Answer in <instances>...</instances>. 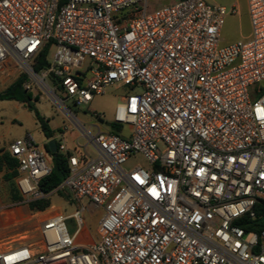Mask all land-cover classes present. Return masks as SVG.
I'll list each match as a JSON object with an SVG mask.
<instances>
[{
  "label": "built area",
  "instance_id": "obj_1",
  "mask_svg": "<svg viewBox=\"0 0 264 264\" xmlns=\"http://www.w3.org/2000/svg\"><path fill=\"white\" fill-rule=\"evenodd\" d=\"M148 2L0 0V74L25 76L86 141L69 150L56 137L67 175L51 193L79 207L41 219L38 244L0 242V264H264V0H247L249 35L223 47L235 6L178 0L147 13ZM113 85L132 92L113 113L127 133L91 134L64 103L88 105ZM8 152L17 205L48 199L46 151L26 136ZM131 158L144 164L128 169ZM82 200L103 211L85 245Z\"/></svg>",
  "mask_w": 264,
  "mask_h": 264
},
{
  "label": "rangeland",
  "instance_id": "obj_2",
  "mask_svg": "<svg viewBox=\"0 0 264 264\" xmlns=\"http://www.w3.org/2000/svg\"><path fill=\"white\" fill-rule=\"evenodd\" d=\"M158 3L155 0H150L147 3L146 12L150 13L160 7L157 6ZM169 5V4H166ZM164 5V6H166ZM139 8H143L142 5H138ZM245 21V18L243 19ZM244 22L243 24H245ZM241 23L237 16L227 17L225 19L223 28L220 33L219 47L226 46L240 39L241 34ZM54 49H49L46 54V59L48 62L51 61ZM86 63H89L87 60ZM5 75L0 74V81L5 79ZM10 78L9 83L14 79ZM8 82V79H7ZM7 83V85L9 84ZM0 83V89L2 87ZM48 85L53 88V82L48 81ZM255 86L254 88H257ZM264 87V83L260 85ZM56 95L63 98V93L57 89L55 91ZM132 92L128 87L121 85H113L108 87L102 95L94 96L92 101L88 105L75 106L70 101L64 103V105L69 109L72 115L84 126L85 129L89 130L91 134H95L98 128L101 132H109L111 129H118L117 133L120 136H125L127 133L126 126H116L113 124V113L118 104L119 100L123 96H127ZM37 101L34 102V106L38 113L48 121L49 127L56 129L59 128L64 131V142L66 146L73 149L75 142L77 141L79 146H84L86 144L85 139L80 135L79 131L74 128L73 124L63 115L61 111L50 101V99L42 92H36ZM21 117L17 120H21L23 123L29 121L31 125L34 123L33 114L28 112L26 109H21ZM96 116L102 120V124L96 123ZM14 129H18L19 122L13 123ZM65 129V130H64ZM71 133L72 140L74 144L72 145L71 138L68 137V133ZM32 139L37 145H40L44 140L41 133H37L32 136ZM86 153L89 157H95V153L90 146H86ZM135 164L143 165L141 159H130L126 165L129 169ZM2 171H0V184L4 187H8L7 182H4L2 177ZM49 208L48 211L58 210L64 216H70L75 211V202L72 201L70 195L66 190H62L59 193H50L49 195ZM11 203V202H10ZM81 204L84 206L87 204V200H82ZM16 206V205H15ZM13 206V208L15 207ZM12 214H6V223L0 226V242L3 245H18V244H30L37 243L40 240L39 237V226H40V216L41 213L37 211L29 210L27 205H17ZM103 214L102 210H98L94 215H89L87 212L82 214L83 224L89 231L88 242L97 237L95 229L97 228L99 219ZM65 227L69 234H72L75 230V223L73 219H68L65 221Z\"/></svg>",
  "mask_w": 264,
  "mask_h": 264
},
{
  "label": "crops",
  "instance_id": "obj_3",
  "mask_svg": "<svg viewBox=\"0 0 264 264\" xmlns=\"http://www.w3.org/2000/svg\"><path fill=\"white\" fill-rule=\"evenodd\" d=\"M155 1L158 3V5H157L158 7H162L166 4H173L178 0H155ZM203 1H205L206 3H209V4L220 5V6H225V7L235 6L238 10V14L236 16L238 17V20L241 23V31H242L240 34L239 40L245 39L249 35L250 26H249L248 15H247V0H203ZM244 18H245V21L243 20ZM244 22H246V23L243 24ZM13 77H15V78L9 83L10 78H13ZM17 77H18L17 74H14V73L6 74V76L4 77L5 79H2V81H0L1 84H5V85H2V87L0 89V93L3 92L9 85H11ZM7 79H8V82H7ZM7 83H9V84L7 85ZM21 109H26L28 111V109L26 108L24 103L17 102V101H0V157L2 156L3 153H9L8 148L15 140L22 139L26 136L32 137L33 135L37 134L38 132L42 134L34 115H33V117H34L35 121H34L33 125H31V123L29 121H26V123H23L21 120H17V118L22 116L21 112H20ZM28 112H30V111H28ZM30 113H32V112H30ZM15 122H19L18 129H14V127H13L14 126L13 123H15ZM47 123H48V121H47ZM49 128L53 132L52 138L46 139L44 137V135L42 134L44 137V140L41 142L40 145H38L39 147L43 148L45 151L47 148V143L51 140L55 141L56 146H57L56 137H57L59 132H63V135H64V131L59 129V128H56V129H53L51 127H49ZM71 135L72 134L69 132L68 137L71 138L72 145H73L74 139L72 140ZM66 147L68 148V146H66ZM69 148H71V147H69ZM69 150H71V149H69ZM48 161L50 163V157L49 156H48ZM6 172H8V171H5V169L3 167L2 177L4 176V174ZM16 179H17V177H15L11 181L7 182V184H8L7 188L4 187V185L0 184V226L2 224L4 225L6 223V221H5L6 214H12L14 212V209H16L15 207H17L18 202H14L11 200L10 191H9L10 183L12 185L16 186ZM4 182H5V180H4ZM80 205L82 207H84V212H87L89 215H94L99 210V209H96L93 205H91V203H89L88 201H87L86 205L83 206L81 203H80ZM13 206H15V207L13 208ZM78 207H79V205L76 203L75 204V210ZM39 213L42 214L40 216L41 217L40 220L44 219L48 216L54 215V214L63 215L58 210L48 211V209H46L43 212H39ZM82 222H83V219H82ZM96 229H95V232L97 234ZM75 231H76V228L71 235H73L75 233ZM88 236H89V231L86 227H84V224H83L80 232L77 234L76 242L79 245H85V244L95 243L98 240V236H97L96 238H93V240L88 242Z\"/></svg>",
  "mask_w": 264,
  "mask_h": 264
},
{
  "label": "trees",
  "instance_id": "obj_4",
  "mask_svg": "<svg viewBox=\"0 0 264 264\" xmlns=\"http://www.w3.org/2000/svg\"><path fill=\"white\" fill-rule=\"evenodd\" d=\"M46 54H47V49L42 53V55L38 59L37 64L35 66L36 71L41 70ZM24 81H25V76L22 75L18 76L11 85H9L3 92L0 93V101H17L24 103L28 111L33 113L44 137L46 139H51L53 136V132L50 130L47 120H45L38 113V111L34 106L33 102H36L37 98L32 97V95L23 88ZM117 131L118 129L113 128L109 132L112 134H116ZM46 153L50 157L51 172L47 177H45L38 183V188L44 194H50L52 191H54L59 187L63 179L66 177L67 164L65 157L61 155L59 152H57L55 155H52L48 152L46 148ZM3 167L5 171H8L3 176L6 182L11 181L15 177H18L19 175L17 170L18 162L16 159L12 158L9 155V153H3L2 156L0 157V171L3 170ZM9 191L12 201L19 202L21 200L20 194L16 186L12 185L11 183H10ZM27 206L31 211L43 212L49 208L50 204L48 199H43V200L31 202ZM260 207L261 206H258L257 208H259L264 213V209ZM258 227L263 228L264 223L260 222L258 224Z\"/></svg>",
  "mask_w": 264,
  "mask_h": 264
},
{
  "label": "water",
  "instance_id": "obj_5",
  "mask_svg": "<svg viewBox=\"0 0 264 264\" xmlns=\"http://www.w3.org/2000/svg\"><path fill=\"white\" fill-rule=\"evenodd\" d=\"M45 66H46V64L44 63V64H43V67H45ZM51 77H52V76H51ZM98 123H99V124H102L103 122H102V120H98ZM47 150H48V152H49L50 154H52V155H55V154L57 153V146H56L55 141L51 140V141H49V142L47 143Z\"/></svg>",
  "mask_w": 264,
  "mask_h": 264
}]
</instances>
